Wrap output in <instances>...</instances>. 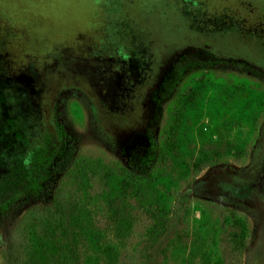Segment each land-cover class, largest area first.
<instances>
[{"label": "rangeland", "instance_id": "obj_1", "mask_svg": "<svg viewBox=\"0 0 264 264\" xmlns=\"http://www.w3.org/2000/svg\"><path fill=\"white\" fill-rule=\"evenodd\" d=\"M0 264H264V0H0Z\"/></svg>", "mask_w": 264, "mask_h": 264}, {"label": "flooded vegetation", "instance_id": "obj_2", "mask_svg": "<svg viewBox=\"0 0 264 264\" xmlns=\"http://www.w3.org/2000/svg\"><path fill=\"white\" fill-rule=\"evenodd\" d=\"M17 38V37H15ZM4 56L5 57H8L9 56V59L8 60V66L7 68L11 69L12 72L14 73V75L16 77H18V80L21 82L23 81V78L25 79H30V78H34L33 74L31 73L32 71L30 69H27L28 67H32V63L31 65H24L22 62H18L17 60H14V59H17V57L19 56L18 54L16 53H13V51H5L4 53ZM15 56V57H14ZM23 61V59H21ZM25 63L27 62V60H24ZM32 88L27 86V88L25 89L27 91V93H25L28 97H30L31 100L32 97H33V91L30 92ZM25 96V97H27ZM28 99H22L21 98V101L24 105H29V101H27ZM33 111V110H31ZM44 150L45 148H42V147H34L32 148L29 152H28V156L29 158L31 159V163H42L44 158H45V153H44Z\"/></svg>", "mask_w": 264, "mask_h": 264}, {"label": "trees", "instance_id": "obj_3", "mask_svg": "<svg viewBox=\"0 0 264 264\" xmlns=\"http://www.w3.org/2000/svg\"><path fill=\"white\" fill-rule=\"evenodd\" d=\"M179 68H180L179 70H181V69L183 68V66L180 64V65H179ZM111 253H112V254H111V256H112L113 253H114V251H111Z\"/></svg>", "mask_w": 264, "mask_h": 264}, {"label": "clouds", "instance_id": "obj_4", "mask_svg": "<svg viewBox=\"0 0 264 264\" xmlns=\"http://www.w3.org/2000/svg\"><path fill=\"white\" fill-rule=\"evenodd\" d=\"M26 163H27V161H26Z\"/></svg>", "mask_w": 264, "mask_h": 264}]
</instances>
